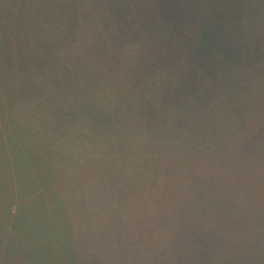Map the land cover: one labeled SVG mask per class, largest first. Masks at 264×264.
Wrapping results in <instances>:
<instances>
[{
	"label": "trees",
	"instance_id": "obj_1",
	"mask_svg": "<svg viewBox=\"0 0 264 264\" xmlns=\"http://www.w3.org/2000/svg\"><path fill=\"white\" fill-rule=\"evenodd\" d=\"M147 208L183 253L77 252ZM1 214L0 264H264V0H0Z\"/></svg>",
	"mask_w": 264,
	"mask_h": 264
},
{
	"label": "rangeland",
	"instance_id": "obj_2",
	"mask_svg": "<svg viewBox=\"0 0 264 264\" xmlns=\"http://www.w3.org/2000/svg\"><path fill=\"white\" fill-rule=\"evenodd\" d=\"M18 2L20 0H17ZM45 26L44 24L40 23V27ZM54 29V27H53ZM56 40V39H54ZM53 41V40H52ZM130 127L137 128L139 123L132 122L128 123ZM34 126L30 124L28 126L29 130H33ZM127 185L119 186V188H115L117 191L116 196L114 197V201L116 202V205H124L125 203H128L132 198L135 197V195L132 196L130 191L126 189H135L137 188L135 186V181L132 180V178L126 180ZM14 187V185H13ZM137 198H144L147 200V198H150L149 193H140L137 189ZM159 196H153V199H159ZM151 202V199L149 200ZM23 201L21 200L19 204H11V209H14L21 206ZM8 206V204L6 205ZM9 211V210H8ZM13 213V210H12ZM107 215V209L102 206L99 215ZM1 214V218H2ZM167 214L159 213L151 214V211H149V208H147L143 215L139 218L138 221L132 222L133 219L128 221L127 226H130L134 229V233L130 235H122V232H117L115 237L113 234L109 235L105 242L101 239V237L91 236V242L88 244H84L82 246H79L77 248V252H81L82 255L87 254L91 260L94 261V258L97 261L103 262L107 259V257L112 253L116 252L118 250H130L132 248H136L137 250L144 251L148 254H155L162 250H176L179 252H174L176 254L183 253L185 250L180 249L181 246H183V231L180 230V220L177 219L176 216L169 218L166 216ZM100 220V221H98ZM97 222L99 227L103 226H110L112 229L117 230L119 223L115 222L114 220L108 221V219H92L89 221H86L87 223L91 222ZM102 222V223H101ZM155 224H153V223ZM130 223V224H129ZM124 225V224H123ZM155 226L157 227V231L155 232ZM172 226V227H171ZM179 227V230H176L175 234H172L171 228ZM185 240V239H184ZM78 242V239H77ZM177 246V247H176ZM77 247V246H76ZM179 248V249H178ZM92 255V256H90ZM139 256V254H138ZM94 257V258H93ZM149 258L147 259V261Z\"/></svg>",
	"mask_w": 264,
	"mask_h": 264
}]
</instances>
